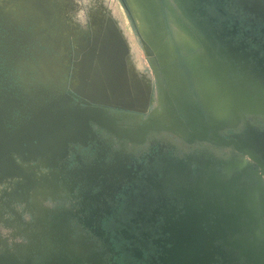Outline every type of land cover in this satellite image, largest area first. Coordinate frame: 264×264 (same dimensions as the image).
Returning <instances> with one entry per match:
<instances>
[{"label":"flooded vegetation","instance_id":"obj_1","mask_svg":"<svg viewBox=\"0 0 264 264\" xmlns=\"http://www.w3.org/2000/svg\"><path fill=\"white\" fill-rule=\"evenodd\" d=\"M122 1L154 102L111 104L112 123L67 122L53 151L13 153L0 264H255L239 241L264 256V0Z\"/></svg>","mask_w":264,"mask_h":264},{"label":"water","instance_id":"obj_2","mask_svg":"<svg viewBox=\"0 0 264 264\" xmlns=\"http://www.w3.org/2000/svg\"><path fill=\"white\" fill-rule=\"evenodd\" d=\"M128 1L135 13L137 0ZM70 6L67 0H0V184L10 177L9 164L19 167L13 164L14 152L24 155L28 150L38 157L52 149L48 140L61 135L59 129L67 123L63 118L70 117L68 105L62 102L75 97L85 103L84 111L74 110L82 120L96 121L99 113H108L106 107L111 104L138 110L135 102L128 107L119 104L114 85L108 84V72L96 71L88 82L84 62L79 71L71 69L73 52L77 58L91 38L79 29L81 24L72 18ZM145 107L139 111L145 112ZM219 108L226 119L232 114L230 101ZM56 119L59 126L50 123L46 127ZM239 249L244 258L253 253L255 264L264 259L256 244L248 248L241 238Z\"/></svg>","mask_w":264,"mask_h":264},{"label":"rangeland","instance_id":"obj_3","mask_svg":"<svg viewBox=\"0 0 264 264\" xmlns=\"http://www.w3.org/2000/svg\"><path fill=\"white\" fill-rule=\"evenodd\" d=\"M67 2L71 4L70 14L72 15V18L76 19L78 24H81L79 29H82L83 32L87 34V36L92 38V41L90 40L89 42V46L83 48L84 50L81 49L78 52L77 58L76 54L73 52L72 56L74 57V59L72 60L71 69L73 71H79L82 68V63L84 62L86 64V66H84L88 71V82H91L92 77L96 71L98 72L103 70L104 72H108V74H110V79L107 81L110 83V87H112V84L114 85L113 91L117 95H119V104L128 107L131 106L132 102H135V105H132L133 107L141 110L146 106L145 112H147L151 106V103L154 102V100L152 99L154 98V90L150 81L149 63L147 55L144 53L135 33V29L132 25L133 20L127 12L123 1L67 0ZM93 23L95 24L92 25ZM99 28H102V31L104 32H102ZM100 35L102 36L100 37ZM116 50L120 52L119 55ZM116 58L118 59V61H116ZM115 62H117L118 65L115 64ZM114 64L116 66H113ZM108 69H110L111 73ZM119 69L122 70V72ZM230 87L231 85L229 84L227 87L228 89L226 90H229V92L231 93L233 91ZM123 98H125L126 100H124ZM136 100H138V103H136ZM145 103L147 104L145 105ZM66 107L67 108L65 109H67V111H69L70 113L69 116H72L65 117L63 119L66 120V122H69L70 126L82 122V119H78V117L75 116L74 108L71 107V105H68ZM99 116L104 117V119H107L108 121L111 120V118L105 113H99L98 117ZM156 125H158V122ZM70 128V130L74 129L73 127ZM59 130H61L60 134H67L66 131L68 129H64L63 127V129Z\"/></svg>","mask_w":264,"mask_h":264},{"label":"bare ground","instance_id":"obj_4","mask_svg":"<svg viewBox=\"0 0 264 264\" xmlns=\"http://www.w3.org/2000/svg\"><path fill=\"white\" fill-rule=\"evenodd\" d=\"M141 1H142V0H141ZM145 2H146V1H145ZM142 3H143V2H142ZM142 3H141V4H142ZM149 3H150V2H149ZM156 4H157V3H156ZM156 4H155V5H156ZM145 5H146V4H145ZM153 5H154V4H153ZM148 6H149V5H148ZM148 6H147V7H148ZM158 6H159V5H158ZM148 8H149V7H148ZM152 8H153V6H152ZM143 9H144V6H143L142 10H143ZM154 9H155V8H154ZM149 11H150V9H149ZM140 12H141V11H140ZM145 12H146V11H145ZM150 12H151V11H150ZM156 12H157V11H156ZM151 13H152V12H151ZM142 14H144V11H143ZM139 15H140V14H139ZM154 15H155V14H154ZM152 16H153V15H152ZM152 16H151V19H152ZM145 18H146V16H145ZM145 18H144V19H145ZM147 18H148V16H147ZM154 18H155V17H154ZM148 19H150V18H148ZM98 20H99V19H98ZM155 20H156V19H155ZM150 21H151V20H150ZM159 21H160V20H159ZM146 22H147V21H146ZM152 22H153V21H152ZM157 22H158V21H157ZM161 22H162V21H161ZM161 22H160V23H161ZM99 23H100V22H99ZM106 23H107V22H106ZM148 23H149V22H147V24H148ZM94 24H95V23H93L92 25H94ZM154 25H155V28H159L158 26H156V24H154ZM157 25H158V24H157ZM99 27H100V26H99ZM147 27H148V26H147ZM152 27H153V26H152ZM149 28H150V25H149ZM99 29H101V31H102V28H99ZM103 29H104V28H103ZM96 30H98V29H96ZM147 30H148V29H147ZM156 30H157V29H156ZM158 30H159V29H158ZM158 30H157V31H158ZM94 31H95V30H94ZM102 32H104V31H102ZM92 34H93V32H92ZM148 34H149V33H148ZM101 36H102V35H100V37H101ZM150 36H151V33H150ZM98 37H99V36H98ZM151 37H152V36H151ZM91 39H92V38H91ZM91 41H92V40H91ZM149 41H150V40H149ZM151 42H152V40H151ZM96 44H97V43H96ZM99 44H100V43H99ZM153 44H154V43H153ZM158 45H160V44H158ZM109 46H110V45H109ZM153 46H154V45H153ZM155 46H156V45H155ZM160 46H161V45H160ZM104 47H105V46H104ZM169 47H170V46H169ZM169 47H168L167 49H169ZM99 48H100V47H99ZM165 48H166V47H165ZM161 49H162V48H161ZM83 50H84V49H83ZM117 50H118V49H117ZM117 50H116V51H117ZM102 51H103V49H102ZM118 51H119V50H118ZM118 51H117V52H118ZM100 52H101V51H100ZM117 52H116V54H117ZM167 52H168V50H167ZM170 52H171V51H170ZM119 53H120V52H118V55H119ZM110 55H111V54H110ZM118 55H116V56H118ZM163 55H164V54H163ZM171 55H172V54H171ZM114 57H115V56H114ZM114 57H113V59H114ZM199 58H200V57H199ZM104 59H105V58H104ZM116 59H117V58H116ZM116 59H115V60H116ZM119 59H120V58H119ZM197 59H198V58H197ZM197 59H196V60H197ZM200 59H201V58H200ZM98 60H99V59H98ZM109 60H111V59H109ZM121 60H122V59H121ZM196 60H195V62H196ZM116 61H118V59H117ZM192 61H194V60H192ZM108 62H109V61H108ZM111 62H112V61H111ZM199 62H200V61H199ZM201 62H202V61H201ZM201 62L199 63V65L202 66ZM121 63H122V62H121ZM121 63H119V64H121ZM196 63H197V62H196ZM202 63H203V62H202ZM109 64H111V63H109ZM115 64L118 65L117 62H115ZM115 64H114L113 66H116ZM197 64H198V63H197ZM197 64H196V65H197ZM203 64H204V63H203ZM121 65H123V64H121ZM121 65H120V66H121ZM206 65H207V64H206ZM209 65H211V64H209ZM203 66H204V65H203ZM203 66H202V67H203ZM215 66H216V65H215ZM88 67H89V66H88ZM122 67H123V66H122ZM199 67H200V66H199ZM112 68H113V67H112ZM175 68H176V66H175ZM212 68H213V67H212ZM117 69H118V68H117ZM202 69H204V68H202ZM202 69H201V70H202ZM215 69H216V68H215ZM108 70H109V72H110V69H108ZM111 70H112V69H111ZM119 70H120V69H119ZM119 70H118V71H119ZM178 70H179V69H178ZM210 70H211V67H210ZM210 70H209V72H210ZM216 70H217V69H216ZM116 71H117V70H116ZM120 71L122 72V70H120ZM202 71H203V70H202ZM205 71H206V70H205ZM205 71H204V73H205ZM207 71H208V70H207ZM207 71H206V73L208 74L209 72H207ZM177 72H178V71H177ZM198 72H199V71H198ZM213 72H214V71H213ZM110 73H111V72H110ZM119 74H121V73H119ZM179 74H180V73H179ZM211 74H213V73H211ZM202 75H204V74H202ZM210 76H211V75H210ZM202 77H203V76H202ZM206 77H207V76H206ZM211 78H212V77H211ZM180 79H181V78H180ZM217 79H219V78H217ZM210 80H211V79H210ZM116 81H117V80H116ZM119 82H120V81H119ZM109 84H110V83H109ZM123 84H124V82H123ZM212 84H213V83H212ZM136 86H137V85H136ZM214 86H215V85H214ZM212 88H213V87H212ZM121 89H122V87H121ZM210 89H211V88H210ZM215 89H216V88H215ZM211 90H212V89H211ZM213 91H214V90H213ZM213 91H212V92H213ZM212 94H213V93H212ZM215 94H216V93H215ZM212 96H213V95H212ZM251 100H252V99H251ZM70 104H71V103H70ZM57 105H58V104H57ZM73 108H74V107H73ZM73 108H72V109H73ZM77 108H78V105H77ZM79 108H80V107H79ZM81 108H82V107H81ZM169 108H170V107H169ZM70 109H71V108H70ZM70 109H69V110H70ZM74 109H75V108H74ZM171 109H172V108H171ZM76 110H77V109H76ZM251 110H252V109H251ZM78 111H79V110H78ZM173 112H174V111H173ZM59 113H60V112H59ZM174 114H175V113H174ZM172 116H173V115H172ZM70 117H71V116H70ZM99 117H100V116H99ZM106 117H107V116H106ZM114 117H115V116H114ZM174 117H175V116H174ZM71 119H72V118H71ZM78 119H79V118H78ZM78 119H77V120H78ZM72 120H73V119H72ZM75 120H76V118H75ZM99 120H101V117H100ZM104 121H105V120H104ZM156 121H157V120H156ZM51 122H54V121H51ZM157 122H159V120H158ZM102 123H103V122H102ZM111 123H112V119H111ZM48 124H49V123H48ZM75 125L77 126V124H75ZM78 125H79V124H78ZM162 125H163V124H162ZM76 126H74V127H76ZM147 126H148V125H147ZM47 127H48V126H47ZM117 128H118V127H117ZM142 128H143V127H142ZM144 128H145V127H144ZM144 128H143V129H144ZM146 128H147V127H146ZM69 129H71V128H69ZM118 129H119V128H118ZM72 130H74V129H72ZM72 130H69V131H72ZM69 131H68V132H69ZM143 131H144V130H143ZM145 131H146V130H145ZM145 131H144V132H145ZM68 132H67V133H68ZM65 134H66V133H65ZM67 135H68V134H67ZM56 137H58V136H56ZM37 138H38V137H37ZM62 138H63V137H62ZM66 138H67V137H66ZM53 139H54V138H53ZM53 139H52V140H53ZM54 140H55V139H54ZM58 140H60V139H58ZM63 140H64V139H63ZM56 141H57V140H56ZM57 143H58V142H57ZM65 143H66V142H65ZM53 144H54V143H53ZM53 144H52V145H53ZM59 145H61V144H59ZM65 145H66V144H65ZM25 147H26V146H25ZM53 148L55 149L54 146H53ZM63 148H64V147H63ZM49 151H50V150H49ZM51 151H53V149H52ZM60 152H62V151H60ZM252 152H253V151H252ZM26 153H27V151H26ZM48 153H49V152H48ZM48 153H47V154H48ZM51 153H52V152H51ZM43 154H44V153H43ZM45 154H46V153H45ZM47 154H46V155H47ZM52 154H53V153H52ZM54 154H55V155L57 154L56 151H55ZM26 155H27V154H26ZM49 155H50V154H49ZM55 155H54V157H55ZM30 156H31V155H29L27 158H29ZM44 156H45V155H44ZM52 156H53V155H52ZM57 156H59V154H58ZM46 157L48 158V157H50V156H46ZM24 158H25V156H24ZM51 158H52V157H51ZM48 159H49V158H48ZM56 159H57V158H56ZM52 160H53V158H52ZM258 160H259V159H258ZM47 161H48V160H47ZM50 161H51V160H50ZM226 221H227V220H226Z\"/></svg>","mask_w":264,"mask_h":264}]
</instances>
